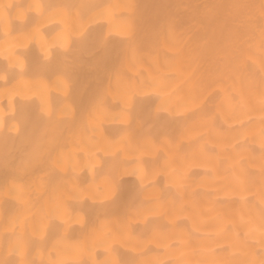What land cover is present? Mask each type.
<instances>
[{
    "label": "bare ground",
    "instance_id": "obj_1",
    "mask_svg": "<svg viewBox=\"0 0 264 264\" xmlns=\"http://www.w3.org/2000/svg\"><path fill=\"white\" fill-rule=\"evenodd\" d=\"M0 264H264V0H0Z\"/></svg>",
    "mask_w": 264,
    "mask_h": 264
}]
</instances>
